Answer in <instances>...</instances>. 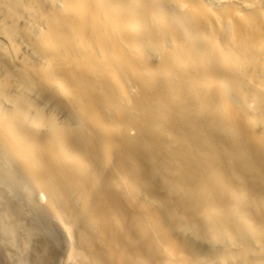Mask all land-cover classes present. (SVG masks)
<instances>
[{
    "label": "bare ground",
    "instance_id": "bare-ground-1",
    "mask_svg": "<svg viewBox=\"0 0 264 264\" xmlns=\"http://www.w3.org/2000/svg\"><path fill=\"white\" fill-rule=\"evenodd\" d=\"M0 180L63 264H264V0H0Z\"/></svg>",
    "mask_w": 264,
    "mask_h": 264
},
{
    "label": "rangeland",
    "instance_id": "rangeland-1",
    "mask_svg": "<svg viewBox=\"0 0 264 264\" xmlns=\"http://www.w3.org/2000/svg\"><path fill=\"white\" fill-rule=\"evenodd\" d=\"M0 182L2 183L1 180H0ZM1 183H0V186L3 185ZM0 190H1V188H0ZM9 191L11 193H13V194H11L10 192H8V194L11 198H8L7 196H5L7 194H6V192H4V189L1 190V192H2L1 194H3V195L0 194V218L2 220V221H0V226L7 225V223L13 224L12 225L13 228H11V230H10V231H12L11 234H10L9 229L4 230V232H6L8 230L9 233H8V231L6 232V233H8V236H14V237H12V238L8 237L6 233L5 234L7 237H5V234H3L4 233L3 231H2V233H0L2 235V236H0V264H63V257L60 254L61 252H59L60 251V244L58 242H56V243H58L59 245L54 244L55 241H54L53 233H57L56 232L57 230H56V227H54V224L53 225L50 224L49 221L45 219L46 217L45 216H44L45 218L43 217V214L41 215L40 212H39L40 213L39 214L37 212V210L35 211V209H31L29 206H27L25 203H23L24 201H23L20 193H18L16 191H12V190H9ZM1 196H3V197H1ZM15 202H17V203L19 202V203L17 204ZM23 205H25V207ZM4 206H6V207H4ZM14 207H16V209ZM3 208L6 211L3 210ZM12 208H14V209H12ZM27 214H28V216H27ZM4 217H6V219H4ZM43 220H45L47 223H45V221H43ZM51 227H53L54 229H52ZM14 228H15V230H14ZM27 234L29 235L28 237H27ZM50 236H52V237H50ZM19 237H21V238H19ZM5 238L11 243L8 242V245H7L6 244L7 240H5ZM10 239H11V241H10ZM12 239H13V241H12ZM50 239H52V241H50ZM24 241L27 243L26 245H28V246H26L27 248L24 247V250H23ZM53 241H54V243H53ZM6 245H7V247H6ZM34 245H35V247H34ZM9 246H11V247H9ZM4 247H6V248H4ZM10 253H12V254H10ZM5 255H7L6 258H5ZM21 260H23V261L25 260L26 262L25 261L22 262ZM19 261H21V263Z\"/></svg>",
    "mask_w": 264,
    "mask_h": 264
}]
</instances>
